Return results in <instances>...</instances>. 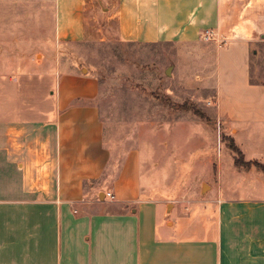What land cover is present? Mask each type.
Wrapping results in <instances>:
<instances>
[{
	"label": "crops",
	"instance_id": "crops-1",
	"mask_svg": "<svg viewBox=\"0 0 264 264\" xmlns=\"http://www.w3.org/2000/svg\"><path fill=\"white\" fill-rule=\"evenodd\" d=\"M95 2L55 0L57 48L102 40ZM105 14L126 43L179 46L177 89L199 90L205 111L246 160H264V77L253 72L264 44V0H108ZM193 47L198 64L184 65L195 63L184 52ZM50 59L37 68L29 58L22 63L23 79L27 72L46 80L42 101H16L14 93L0 101V264H264L262 173L234 165L232 181L221 182L204 211L176 203L170 210L158 190L173 181L158 176L169 164L189 174L188 155L175 159L173 142L160 134L148 161L137 137L108 138L95 75ZM180 121L165 127L173 131ZM152 167L149 187L143 175Z\"/></svg>",
	"mask_w": 264,
	"mask_h": 264
},
{
	"label": "rangeland",
	"instance_id": "rangeland-1",
	"mask_svg": "<svg viewBox=\"0 0 264 264\" xmlns=\"http://www.w3.org/2000/svg\"><path fill=\"white\" fill-rule=\"evenodd\" d=\"M95 4L99 16L94 23L101 29L102 40L63 44L57 48L55 0H0V101L12 100V93L16 101L35 104L42 101L43 97L37 92L46 85V80L27 72L25 79L22 78V63L28 58L37 68L41 67L42 60L46 63L48 58L58 55L64 68L91 72L100 86L97 102L107 137L118 140L137 137L136 143L147 161L153 156V139L162 136L172 141L169 152H173L174 157L188 155L189 174L181 173V165H167L165 173L158 177L161 182L168 178L173 182L167 189L158 191L165 195L170 210L176 203L184 210L191 204L196 211L200 208L204 211L212 204L210 201L219 198L221 182L232 181L235 153L230 144L233 139L225 133L224 126L211 118L210 110L205 111L199 90L177 89L174 65L182 64L185 58L179 56V46L126 43L116 35V20H106L108 0H96ZM194 49H184L186 55L193 54L195 60V63L183 62L184 65L198 64L200 54ZM260 49L261 54L253 61L254 76L258 79L264 77V44ZM197 73L196 69L189 70L187 78L196 80ZM23 87H28L29 93L21 92ZM196 109L209 120L202 119ZM37 112L33 110L31 114ZM169 120L185 121H180L171 131L165 127ZM153 121L163 124L154 127ZM164 144L159 142L160 146ZM160 150L157 154L162 157L166 149ZM254 161L264 164L261 159ZM164 162L159 158V164L164 166ZM218 164L222 166L221 176ZM249 169L262 173L256 165ZM150 170L153 171V167L143 175L148 185L153 182Z\"/></svg>",
	"mask_w": 264,
	"mask_h": 264
},
{
	"label": "trees",
	"instance_id": "trees-1",
	"mask_svg": "<svg viewBox=\"0 0 264 264\" xmlns=\"http://www.w3.org/2000/svg\"><path fill=\"white\" fill-rule=\"evenodd\" d=\"M264 83V81H263ZM197 114H199V116L202 119L205 120H209L207 118V115H203L201 114V111H199L198 109L195 110ZM230 148L231 150L235 153V158H234V163L237 167H243V168H250L252 165H256V167L258 168V170H260L263 175H264V164L258 162V161H254V160H250L247 161L245 160V156L244 153L242 152V150L236 145V143L234 142V140L231 142L230 144Z\"/></svg>",
	"mask_w": 264,
	"mask_h": 264
},
{
	"label": "built area",
	"instance_id": "built-area-1",
	"mask_svg": "<svg viewBox=\"0 0 264 264\" xmlns=\"http://www.w3.org/2000/svg\"><path fill=\"white\" fill-rule=\"evenodd\" d=\"M202 37L204 40L208 41L212 37V32L209 30H206V31H204V33H202ZM107 196H109L110 198L114 197L111 193H108Z\"/></svg>",
	"mask_w": 264,
	"mask_h": 264
}]
</instances>
